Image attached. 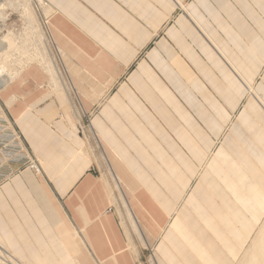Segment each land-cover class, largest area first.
I'll use <instances>...</instances> for the list:
<instances>
[{"label":"crops","instance_id":"obj_1","mask_svg":"<svg viewBox=\"0 0 264 264\" xmlns=\"http://www.w3.org/2000/svg\"><path fill=\"white\" fill-rule=\"evenodd\" d=\"M40 1L60 73L0 91L43 169L0 171V243L25 264H238L264 224V0Z\"/></svg>","mask_w":264,"mask_h":264},{"label":"bare ground","instance_id":"obj_2","mask_svg":"<svg viewBox=\"0 0 264 264\" xmlns=\"http://www.w3.org/2000/svg\"><path fill=\"white\" fill-rule=\"evenodd\" d=\"M2 1V8L5 10V14L7 13L6 10H8L7 8H12L14 10L16 9H21L23 11V13L27 16L30 17V19L32 18L33 22H37V18H36V15H35V10L33 9V6H32V3H30L28 0L24 1V0H17L18 1V4L16 5L15 2H10L8 6H6V0H1ZM5 1V2H4ZM40 1V0H38ZM32 24V23H31ZM34 24V23H33ZM4 25V23L2 25H0V28H2V26ZM37 25L36 24V27L37 28ZM40 26V25H39ZM42 28V27H40ZM48 28V27H47ZM46 28V31L44 29V31H42L41 35H39V39H43L46 37V35L49 33L48 29ZM38 29V28H37ZM40 30V29H39ZM38 30V31H39ZM48 31V32H47ZM29 33V32H28ZM48 36V35H47ZM30 37V36H29ZM41 37V38H40ZM16 39L11 35V33L9 32L8 34L5 35V37L0 41V80H1V84H2V87H4L6 84H8L12 79H14L18 73L20 72V70L22 68H24L26 65L28 66V64H32L31 62L33 61H38V62H41L43 64V62H46L49 63V65L51 66L52 70L54 71V73H58L59 71V66H58V57L55 58L52 54L50 53H45V52H41L38 47H37V43H36V48L33 50V52H30V50H27V49H22L21 47H16L14 45V41ZM13 41V42H12ZM39 41V40H38ZM47 41V39H46ZM17 43V42H16ZM15 43V44H16ZM57 54L60 55L62 53H60V50L57 48ZM13 51H20V52H23V54H19L17 57H16V61L17 62H14L12 63V59H14V53ZM25 57H26V61H25ZM40 63V64H41ZM46 63V64H47ZM41 64V65H42ZM45 64V65H46ZM47 66V65H46ZM46 68V67H45ZM48 70V69H47ZM60 73V72H59ZM56 77V74H54ZM60 75V74H59ZM53 76V75H52ZM58 76V75H57ZM57 78V77H56ZM55 78V79H56ZM61 81V79H60ZM111 176H112V173H111ZM114 177V176H113ZM116 177H114V183L116 181V184L118 186L116 187H119V195L121 194V201L124 205V207L126 208V210L128 211V213L130 214V219L132 221V226H133V231L134 233L138 236V238L143 242V245L146 244V241L145 239L143 238L137 224H136V221L133 219L132 215H131V212H130V209L128 207V204L126 202V199H125V196L124 194L122 193V190H121V187H120V184H119V181L117 180V178L115 179ZM115 187V188H116ZM118 190V189H117ZM124 214V213H123ZM126 215V214H125ZM128 221V220H127ZM130 224V223H128ZM128 224H125V226H127ZM131 226H129L128 228H130ZM264 229V228H262ZM130 230V231H132ZM132 231V232H133ZM263 233V232H262ZM261 235V233L258 234V237ZM263 236V235H262ZM260 236V237H262ZM260 237L259 238H256L258 241L260 240ZM264 238V236L262 237ZM262 240V239H261ZM255 243V244H257ZM259 243L261 244V241H259ZM258 243V245H259ZM253 243V245H255ZM263 245V246H262ZM257 247V245H255ZM254 246V248H255ZM260 246V249L258 250L259 254L258 253H253V255L255 256L254 259H253V256H251V258L253 259L252 261V264H264V243L259 245ZM258 246V247H259ZM253 248V249H254ZM189 249V248H188ZM252 249V250H253ZM256 249V248H255ZM255 251V250H253ZM136 252V251H135ZM258 254V255H257ZM250 258V260H251ZM249 259V257H248ZM9 262L6 261L5 263H3V260L0 259V264H16L15 262H13L10 258H9ZM16 261V260H15ZM245 261V260H244ZM244 261L242 262V264L244 263ZM13 262V263H12ZM250 264V263H248Z\"/></svg>","mask_w":264,"mask_h":264},{"label":"rangeland","instance_id":"obj_3","mask_svg":"<svg viewBox=\"0 0 264 264\" xmlns=\"http://www.w3.org/2000/svg\"><path fill=\"white\" fill-rule=\"evenodd\" d=\"M24 1H26V0H24ZM28 1L30 3H32V6H33V9L35 10V15H36V18H37L38 21L37 22H35V21L33 22L34 19L33 20H32V18L30 19V17L27 16V15H25L21 9L14 10L12 8H7L8 9L7 10V13L10 14V17H9V20L6 23H4V25L2 26V28H0V41L5 37L6 34H8L10 32L11 35L16 39L14 41V45L16 47H21L22 49L24 48V49L30 50V52H33V50L36 48V43H37V47H38V49L41 52L50 53L55 58L58 57L57 58L58 59V65H60V57L57 54V50H56V47L54 46V44L52 42L50 33H48L47 34L48 36L46 35V37L43 38L42 40L39 39V35H41V33H42V31H44V29L46 31V28L48 27V23L47 22L50 23V15L48 16L49 12H48L46 6L43 4V2L38 1V0H28ZM10 2H15V3L17 2L16 5L18 4V1L17 0H6V6H8ZM36 24H38L37 25V28L38 29L35 28L36 27ZM40 27H42V28H40ZM46 39H47V41H46ZM13 53H14V56L15 57H14V59H12V63L17 62L16 61V57L20 53L23 54V52H20V51H13ZM60 56H61V54H60ZM26 60L27 59L25 57V61ZM31 63H33V64H39V65L42 64L41 62H38V61H33ZM46 63H47V61L46 62H43L42 66L43 67H46L47 69H52L51 66L49 65V63H47V64ZM14 64H16V63H14ZM33 66H36V65H33ZM262 228H264V224H263ZM262 228H261V230H259V232L257 233V235L254 237V239L252 240L249 248L247 249V251L245 252L243 258L241 259V261L238 264H242V262L244 260L245 261H244L243 264H248V263L252 264V261H253V259L255 257L254 255L259 252L258 251L260 249V246L259 245H261V244L264 243V238H262L264 236V229H262ZM259 233H261L260 236H262V235L263 236L262 237L259 236L260 237V240L259 241H261V244L258 241V243H259V245H258V243L256 241L258 239H256V238H259L258 237V234ZM253 243L254 244L257 243V244H255V245H257V247L255 245H253ZM254 246H255L256 249L254 248ZM252 249L255 250V251H253ZM253 253H255V254L253 255ZM11 255H12V253H11ZM251 256H253V259L251 258ZM248 257H249V259H248ZM250 258H251V260H250ZM13 259L16 260L17 262H20L14 256H13ZM23 264H25V263H23ZM150 264H156L154 262V259L153 258L151 259Z\"/></svg>","mask_w":264,"mask_h":264},{"label":"built area","instance_id":"obj_4","mask_svg":"<svg viewBox=\"0 0 264 264\" xmlns=\"http://www.w3.org/2000/svg\"><path fill=\"white\" fill-rule=\"evenodd\" d=\"M9 17L10 14H5L0 0V25L6 23ZM3 88L0 80V91ZM25 169L32 170L36 175L43 174L40 160L27 147L15 121L0 103V171H6L5 178H9ZM9 258L16 264H23L15 261L11 253L0 243V259L5 263L10 261Z\"/></svg>","mask_w":264,"mask_h":264}]
</instances>
